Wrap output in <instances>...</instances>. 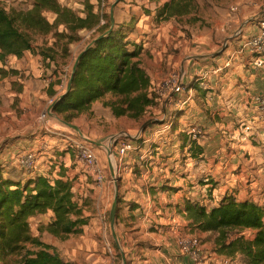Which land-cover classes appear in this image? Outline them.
I'll return each mask as SVG.
<instances>
[{
	"label": "trees",
	"instance_id": "trees-1",
	"mask_svg": "<svg viewBox=\"0 0 264 264\" xmlns=\"http://www.w3.org/2000/svg\"><path fill=\"white\" fill-rule=\"evenodd\" d=\"M97 1L104 5L108 0ZM94 9L92 0H85L82 10L78 11L62 0H34L31 8L22 10L0 7V48L5 55L20 59L26 52L33 51L36 38L52 36V42L37 47V55L61 70L70 61L71 46L81 41L82 31L95 32L94 41L111 29L110 13L105 8L99 13ZM199 12L197 0H168L156 10L154 21L159 24L177 19L197 24L202 21ZM140 21L138 14L131 15L128 21H116L108 35L84 49L71 88L55 104V114L74 123L84 115L92 118L93 105L102 102L115 118L139 121L157 105L152 79L143 63L147 51L145 42L135 38ZM228 49L227 45L217 56L221 57ZM211 60L214 59L203 62ZM12 74L17 75V72ZM190 86L198 91L200 100L206 98L207 90L196 80ZM22 87L19 84L21 93ZM201 108L204 110L203 104ZM178 118L180 116L174 121L173 131L181 133ZM51 162L49 167H41V172L30 173L32 176L20 180L0 165V264H74L52 251L53 248L35 237L31 229L32 218L51 213L53 220L44 224L41 232L66 241L80 235L89 223L83 206L76 199L74 178L67 177L63 161ZM56 167H59L58 178L49 179L46 175ZM160 187L162 191L178 190L168 183ZM209 199L210 196L196 201L184 199L172 207L186 220L187 230L212 234L209 240L216 254L231 260L240 259V264H264V203L239 200L233 193H226L211 208L207 204ZM128 206L134 211L140 205L128 202ZM120 211L118 207L117 229L123 219ZM250 230L254 234L248 237L245 232Z\"/></svg>",
	"mask_w": 264,
	"mask_h": 264
},
{
	"label": "rangeland",
	"instance_id": "rangeland-1",
	"mask_svg": "<svg viewBox=\"0 0 264 264\" xmlns=\"http://www.w3.org/2000/svg\"><path fill=\"white\" fill-rule=\"evenodd\" d=\"M63 1V3L66 5L70 3L69 0ZM119 1L117 2V0H108L103 5L95 0L93 4L95 6V10L98 12H100L102 8H105V10L110 13V15L112 14V6L116 4L115 19L117 22L128 21L131 15L138 14L140 19H146L145 23H148L151 26L154 24L158 25L154 27V31L161 27V30L157 32L160 36V45L157 47L158 51H161V49L164 47L162 45V41L166 44L165 46L167 50L163 51V62L166 64L169 61V57L171 56L170 63L173 64L174 58H177V61L172 65L169 72L182 69V67L186 65L187 61L194 56H210L221 52L224 46L227 45L233 38H229L230 35H233L238 39L241 37L244 38L255 29V26L257 29L256 24L259 20L264 19V0H197L200 6V17L202 19V21L197 24H188L183 20L179 21L177 19L161 21L159 24L156 23L154 21V15L156 10L162 5L163 0ZM83 2L84 0H74L73 9L77 11L82 10ZM30 3L31 0H22L17 9H28L31 5ZM94 36L95 32H87L83 34L82 39L84 40L87 37V41L83 46L77 48L74 58L72 56L70 57L69 67H71V69H73L81 52L93 41L92 39ZM141 36L142 40L146 42V47L151 46V43L155 39L153 32L144 33L141 34ZM50 37L54 40L52 36ZM51 38L38 37L35 39L34 44L40 48L46 43L52 42ZM227 39L228 42L226 41ZM227 56L228 53L225 52L220 58L211 60L208 63L201 62V60L197 62H199L200 65L212 67L224 64ZM151 57L152 59L154 58V56ZM4 58L5 55H1L0 61ZM148 61H150L149 55L145 56V64H147ZM60 65L62 66L64 64ZM152 67L153 66L151 65L149 68L152 69ZM61 70L59 68L56 69V67L53 65H48L46 76L50 77L57 75L61 72ZM6 72L7 71L3 69L2 65H0V165L3 167L5 172L11 173V175L16 176V178L20 180L32 175L30 173H25L21 169L18 164V156L25 151H34L33 144L35 142V137L41 132L43 121H52V126L57 130L73 131L66 126L61 125L60 123L55 122V120L53 121L49 116L48 99L49 97L54 96V92L43 89L40 79L38 78V73L33 72L28 77L23 75V79L27 78V81H30L32 84L30 92L36 89V92L38 93L37 96H34L37 98V107L32 109L34 111H28L24 110L22 105H20L21 92L18 89V86L22 83L16 81L17 78L12 75L14 72L13 69L8 71L9 75H7ZM169 72L167 71L164 75L161 85L170 75L171 72ZM152 76H154V74H152ZM190 78L193 79L195 76L190 75ZM157 85L158 83L156 86ZM158 92L159 94L153 91L157 99H160L157 102V105L150 108L146 116L139 121L126 117L117 119L112 115L108 108L104 107L102 102H96L93 105L94 116L92 118H88L84 115L79 119H76V121L72 124L77 125L81 129L82 133L89 139L99 141L103 138H106V148L107 146L114 144V142V145H116L118 138H133L141 133L150 135L154 126V121L161 119V112L165 109L166 96H164L160 91ZM198 98V91L196 90V95L189 102L186 111H190L195 108ZM107 99H110V96H108ZM204 99L207 101V98ZM191 113L188 116H190ZM38 114L42 126L41 124L39 126V123L37 122V124L35 121ZM43 114L44 117H41ZM180 114L181 113H179L177 117H179ZM189 123H192V121H189ZM55 138H59L58 142L63 140V138L59 136H56ZM54 147L56 148V145H54ZM177 147V144L173 145L172 142H169L167 146H163L159 151L156 150L155 147L153 156L151 153H148L146 150H144L143 152L139 153L140 156H138L136 160H132L131 158L125 160L123 163H119L115 158L117 164V173L115 175V179L111 173V167L108 162L106 148L104 146L101 148L96 147L101 164L106 166V172L108 175L107 178L109 181H111V184H113L111 191H107V188H105L103 192L96 190L95 183H93V177L80 167L83 171H79L80 173L77 176H82L86 187L82 188L80 181L74 177V192L76 199L78 200L79 204L83 206L85 217L88 214H96L98 216L97 213L99 212L106 215V221L104 222L108 224V233L111 236V243L114 242V238H112V230L110 228V215L116 201L118 202L117 208L121 207L120 212H122V218L129 213L135 215L137 214L141 218V216H143V210L146 208H150L152 210L153 218H155V216L162 217L163 214H177L176 210L172 207L174 204L172 200H177L175 197V192H172L173 189L170 191H162L160 189L161 185L171 182V176L168 175L170 172L167 174V177L162 178V175L158 171V166L171 164V160L174 157ZM62 148H65L64 152H66L70 146H68L66 142L60 143V149ZM53 150L54 149H52L51 152ZM43 156L46 158L48 155L45 154ZM71 162L75 163L77 169L80 170L77 155L72 156ZM151 162L153 166H148V163L151 164ZM36 173H38V171ZM179 182V180L175 181L177 184ZM120 201H123V203L121 204ZM128 202H135L140 206L137 210L132 211L128 206ZM126 219H130V217L128 216ZM51 220H53V217H49L48 219H41L39 217L32 218L30 220V224L33 235L40 238L45 244L51 246L53 248L52 251L59 253L62 257L69 259V261H72L73 263L77 264L78 260L79 262L86 260L85 258L78 257L77 255L67 258V243L63 240L57 239L47 232H41L44 231V223L49 224L51 223ZM175 232H177L178 235V243L183 237L195 236L199 238L198 235H194V233L199 232L186 234L182 233L181 226H178V229ZM245 233L248 237H251L254 234V231L250 230L246 231ZM69 240H71L73 244H79V235H74ZM199 240L200 251L202 254V243L200 238ZM120 243L126 255V250L123 247L121 240ZM111 247L113 250V255L116 258V264H122L121 251H116L114 249L113 243ZM94 259L95 257L91 255L89 261L93 262ZM238 261L240 262V259H238Z\"/></svg>",
	"mask_w": 264,
	"mask_h": 264
},
{
	"label": "crops",
	"instance_id": "crops-1",
	"mask_svg": "<svg viewBox=\"0 0 264 264\" xmlns=\"http://www.w3.org/2000/svg\"><path fill=\"white\" fill-rule=\"evenodd\" d=\"M33 1L34 0H31L29 8L32 7ZM73 1L74 0H69V7L73 8ZM94 1L95 0H92V3H94ZM166 1L168 0H163L162 4ZM94 11L99 13L95 9ZM145 21L146 19H141L135 38L142 40L141 34L153 32L155 39L151 43V46H145L147 51L144 55L143 63L152 77V92L155 91L159 94L158 91H160L162 79L166 72H169L172 65L177 61V58H174L173 64L170 63L171 56L166 64L163 62V51L167 50L166 44L162 41L164 47L161 51H158L157 47L160 45V36L157 32L161 30V27L154 31V27L158 25L154 24L151 26L145 23ZM254 32H256V26L246 37H241L242 39L235 38L233 35L229 36V38L233 37L232 39L235 38V40L232 41L231 39L227 44L229 49L226 51L228 56L225 63L243 40ZM85 33H87V31L81 32L82 37ZM87 37L71 46L73 58L76 55L77 48L84 45L87 41ZM228 39L226 40L227 42ZM227 45L224 46L222 51L226 50ZM37 52L38 48L34 46L33 51L26 52L20 59L12 56V63L9 66L0 61V65L7 71V75H9L8 71L10 69L17 72V75H14L17 78L16 81H20L23 85V90L20 94V105H22L24 110L28 111H34L32 109L37 107V98L34 96H37L38 93L36 89L30 92L32 84L30 81H27V78L23 79V75L28 77L34 72L38 73V78H41L40 59L42 57L37 55ZM147 55H149L150 61L145 64V56ZM151 56H154V58L152 59ZM217 57L218 56L213 58L190 59L185 66L181 67L184 71H194L193 67L189 64L191 60L196 62L201 60V62H203ZM48 65H53L58 69L53 62L46 60V70ZM151 65L153 66L152 69L149 68ZM65 66H70V64L68 63ZM152 74H154V76H152ZM192 81L193 80H191L189 84H191ZM157 83L158 85L156 86ZM188 87L192 86L189 85ZM206 92L207 101L198 98L194 109L184 113L181 112L179 115L180 119H178L180 124H182L180 131H183L181 133L176 131L175 138L166 142V146L169 142H172L173 145H178L170 164L173 167V171L168 174L171 176V182L168 184L174 188H178V190L175 191L177 200H172V202L174 204H181L184 201L181 195L182 190L184 191L186 187L184 176H186L187 172L182 165V161L177 160L178 149L185 146L187 143V134L184 130L186 128V130H188L192 125H201V127L205 129L206 136L201 141L199 152L200 149H202L201 153L204 154L207 160L215 162V167L219 172V179L215 183L214 191L210 193L211 199L207 201V204L212 208L226 193H233L239 200L252 199L264 203V124L258 123L251 132H247L245 129L247 124H251V122L255 121L257 115V112L249 104V97L252 93L255 94L254 92L264 94V67L256 68L252 63V58L245 54L239 59H234V61L230 63V66L227 67L223 75V85L221 87ZM157 100L159 101L160 99ZM202 104L204 110L201 108ZM50 108L49 106V111ZM190 113L191 115L188 116ZM49 116L52 118L50 113ZM52 120L54 121L53 118ZM35 121L36 123L38 122L40 126L39 114ZM189 121H192V123H189ZM55 122L57 121L55 120ZM58 140L59 138L55 141L56 148L54 147V150L50 154H47L48 156L46 158L44 156L41 157L40 163L42 169L49 167L50 161H52L51 163L53 164L57 161H63L67 177H76L77 180L80 181L81 187H86L82 176H77L80 173L79 171H83L80 168V164H78L80 168V170H78L75 166L76 164L71 162L72 156L76 155L70 148L66 152H64L65 148L60 149V143H65V141L61 140L58 142ZM241 151L245 152V158L239 156ZM138 156L140 155L132 156L129 159L132 158V160H136ZM168 175H162V178ZM176 180L180 182L177 184L175 183ZM97 214L98 216L96 214L87 215L89 223L84 226L82 233L79 235V244H73L71 240L65 241L68 247L66 253L67 258L77 255L78 257L86 259L82 262L78 260L77 264H116L115 256L110 255V253L108 255L109 250L112 248V243L110 242L111 236L108 233V224L104 222L106 221V215L101 214V212ZM128 216L130 218L135 217V219H126ZM37 217L48 219L49 217L52 218L53 215L49 213ZM140 219L139 215L129 213L123 216L122 221L118 224V235L126 250L128 259L127 264H240L238 259H227L213 252L212 241L209 240L212 236L211 233H194V235L199 236L202 243V259L200 262L196 263L188 256H184L178 243L177 232L175 231H177L176 228L178 226H181L182 233L186 234L192 232L185 228L187 222L181 215L163 214L162 217L155 216V226L152 231L144 229ZM91 255L95 257L93 262L89 261Z\"/></svg>",
	"mask_w": 264,
	"mask_h": 264
},
{
	"label": "built area",
	"instance_id": "built-area-1",
	"mask_svg": "<svg viewBox=\"0 0 264 264\" xmlns=\"http://www.w3.org/2000/svg\"><path fill=\"white\" fill-rule=\"evenodd\" d=\"M22 0H0V7L5 10L15 9L21 4ZM22 10V9H20ZM245 54L252 58V63L256 68L264 67V19L257 23L256 32L247 37L240 46L233 52L225 64L218 66H203L200 63L191 60L189 64L194 71H184L183 69L174 70L160 87L161 93L166 96L165 109L161 112V119L154 121V126L150 135L139 134L133 138H118L117 144L112 145L111 149L117 162L123 163L132 156H137L140 152L146 150L153 156L154 148L161 150L167 141L175 138L174 120L178 114L186 111L189 102L195 97L196 89L188 87L191 80H196L199 85L207 91L219 88L223 85V74L227 67L234 59H239ZM5 55L0 49V57ZM5 65L12 63V56L5 55L1 60ZM46 59H40V82L45 90L54 92V96L49 97L48 106H53L68 90V83L71 77L72 69L65 66L57 75L46 77ZM190 75L195 76L191 79ZM249 104L257 112L256 119L251 124H247L245 129L251 132L258 123L264 124V94L255 93L249 97ZM48 113L49 107H48ZM45 114V113H44ZM41 115V117H44ZM52 121H43L41 132L36 135L33 144L34 151H25L18 156V164L25 173L41 172V157L50 154L54 149L55 141L59 136L70 146L74 154L77 155L78 163L81 168L91 175L98 191L103 192L105 188L111 191L113 184L108 180L106 175V166L101 164L97 154L96 146L83 140L80 135L71 131L57 130L52 126ZM187 134V143L178 149V159L187 172L184 176L185 189L182 190V199L202 200L210 196L215 189V183L219 179V172L215 167V162L207 160L203 153L199 152L202 139L206 136L205 129L199 125L192 126L185 132ZM241 158H245V152L239 153ZM40 157V158H39ZM152 165L148 163V166ZM161 175L172 173L173 167L168 165L158 166ZM59 167L46 176L49 179L58 178ZM141 223L144 229L152 230L155 226L152 210L146 208L141 216ZM178 227L176 228V230ZM182 253L191 258L196 263L202 259L200 251V240L198 237H183L179 240ZM112 255V249L109 250Z\"/></svg>",
	"mask_w": 264,
	"mask_h": 264
},
{
	"label": "water",
	"instance_id": "water-1",
	"mask_svg": "<svg viewBox=\"0 0 264 264\" xmlns=\"http://www.w3.org/2000/svg\"><path fill=\"white\" fill-rule=\"evenodd\" d=\"M118 1L119 0H117V2ZM115 6H116V4H114L112 6V14H111V25L112 26H111V29L108 30L106 33H104L102 36L98 37L96 40H94L91 44H89L85 48V50L88 49L89 47H91V45L94 42H96L100 38L108 35L112 31L113 27L116 24V19H115ZM85 50H83V52H81V54L77 58V61H76L75 65H74V67H73L72 75H71V80H70L69 85H68V90L71 88V85H72V77H73L74 73L77 70V66H78L79 59H80V57L82 56V54L84 53ZM220 53L221 52L215 53V54L210 55V56H194L191 59L213 58V57H216L217 55H219ZM62 97H63V95L60 96L57 101H59ZM57 101L50 108V115L52 116V118L54 120H56L57 122H59L61 125L68 127L73 132L78 133L83 140L88 141L89 143L93 144L94 146L100 147V148L104 146L106 148V143H107L106 142L107 141L106 138H103V139H101L99 141H95V140L89 139L88 137H86L82 133L81 129L77 125L72 124V123H69V122L61 119L60 117H58V115L54 113V107H55V104L57 103ZM114 144H115V142H114ZM114 144H112V145H114ZM112 145L107 146V148H106V150H107L106 151V154H107V158H108L109 165L111 167L112 176L115 179V175L117 173V166H116L117 164H116L115 155L113 154L112 149H111ZM117 205H118V202L116 201L115 204H114V207L112 209L111 215H110V225H111L112 236L114 238V242H115L116 246L119 248V250L121 251V254H122V264H127V258H126V255L124 253V250L122 249V245L120 243V240H119V237H118V234H117Z\"/></svg>",
	"mask_w": 264,
	"mask_h": 264
}]
</instances>
